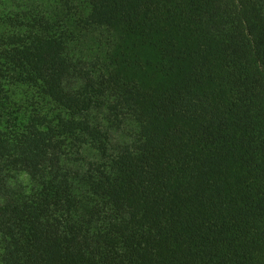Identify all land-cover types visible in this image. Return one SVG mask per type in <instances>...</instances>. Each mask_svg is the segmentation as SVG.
Here are the masks:
<instances>
[{
  "label": "trees",
  "instance_id": "trees-1",
  "mask_svg": "<svg viewBox=\"0 0 264 264\" xmlns=\"http://www.w3.org/2000/svg\"><path fill=\"white\" fill-rule=\"evenodd\" d=\"M0 264H264V0H0Z\"/></svg>",
  "mask_w": 264,
  "mask_h": 264
}]
</instances>
